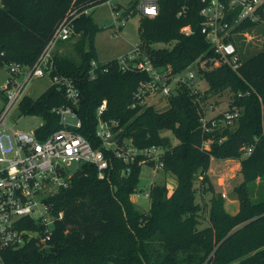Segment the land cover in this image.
I'll return each instance as SVG.
<instances>
[{
	"label": "trees",
	"instance_id": "trees-1",
	"mask_svg": "<svg viewBox=\"0 0 264 264\" xmlns=\"http://www.w3.org/2000/svg\"><path fill=\"white\" fill-rule=\"evenodd\" d=\"M102 1L0 0V69L15 61L32 65L72 10L82 11ZM201 6V0H159L155 17H141L139 46L156 67L170 66L173 73H180L194 62H205L197 73L207 82L204 90L198 85L199 99L182 84L169 95L163 110L154 105L130 106L138 84L149 77L144 71H122L112 59L100 63L95 78H89L99 27L91 13L75 18L73 35L79 39L74 50L80 61L69 51L54 53L57 71L74 77L81 91L77 108L83 123L80 132L95 147H101L96 135L97 110L106 99L103 118L118 121L119 136L131 139L139 148H166L164 170L176 184L169 194L166 181L154 182L150 207L144 211L132 199L142 164L136 162L124 173L128 165L106 150L112 158L109 177L99 178L94 164H82L70 185L50 198L56 215L51 238L45 244L32 239L9 249L5 254L9 263L264 264V196L251 197V187L264 177V49L248 57L239 52L242 62L238 69L224 64L211 67L218 55L202 32ZM131 7H125L126 18ZM185 26L192 31L184 32ZM256 28L264 32V27L245 20L234 31ZM159 42L172 43V47L153 46ZM224 92L228 95L227 110H238L240 115L231 124L221 123L205 131L201 121L205 110L208 114L210 105L214 108L220 103L217 98L210 99ZM67 102L64 91L51 85L37 98L25 96L19 109L22 114L43 118L36 132L44 139L60 127L52 108ZM225 110L210 118L220 119ZM206 142H210L209 148ZM249 147L252 151L247 154ZM213 157L241 161L243 180L234 188L241 201L237 213L227 211L224 197L210 180ZM208 192L212 196L207 202ZM25 223L29 228L37 227L31 218Z\"/></svg>",
	"mask_w": 264,
	"mask_h": 264
},
{
	"label": "built area",
	"instance_id": "built-area-1",
	"mask_svg": "<svg viewBox=\"0 0 264 264\" xmlns=\"http://www.w3.org/2000/svg\"><path fill=\"white\" fill-rule=\"evenodd\" d=\"M201 2L199 13L203 17L202 32L218 55L211 67L224 64L238 69L242 61L233 37L244 31L234 29L245 20L258 25L264 24V0ZM132 5L128 15L140 11L142 15L155 17L159 13V0H136ZM186 7H183L180 14L185 12ZM120 8L119 5H114V16L122 19V26L126 24V19L123 18L125 8H121V12ZM91 9L92 7L82 11L72 10L55 29L32 65L15 61L5 66L8 76L6 83L0 88L3 99L0 105V264H11L5 256L9 249L24 246L32 239L45 244L51 238L56 215L51 211L50 198L70 185L71 177L82 164H94L99 178L109 177L108 169L112 158L107 156L106 150L128 165L124 173H129L131 165L136 162L150 164L154 170L164 169L165 147L151 145L139 148L123 135L119 142L121 129H116L118 121L103 118L107 108L106 99L97 110L96 135L102 142L101 147H95L80 132L83 123L77 108L81 101V91L74 77L57 71L54 47L56 41L71 38L75 18L83 12L89 14ZM182 30L187 33L192 31L190 26H185ZM114 59L122 71H144L149 76L134 91L130 105L132 108L153 105L150 99L157 97L168 99L176 86L182 84L188 86L197 99L200 97L197 72L192 65L187 67L186 74L173 73L170 66L166 69L156 67L149 54L139 45ZM99 66L100 63L92 59L88 72L90 79L95 78ZM45 76L50 78L49 86L54 85L64 91L68 102L52 108V112L59 117L60 127L42 139L36 132L38 127L33 130L15 129L8 123V119L19 108L23 98L29 95L26 90L31 80ZM208 108L212 109L213 105ZM205 111L201 118L205 131H211L221 123L231 124L240 115L238 110L226 109L218 119L210 118L207 110ZM205 146L209 148L210 142H206ZM251 151L252 148L249 147L246 153ZM75 162L78 167L69 169ZM137 195L140 196L139 193ZM145 195L150 198V192ZM62 216L63 212H60L58 217ZM28 218L34 220L36 228L26 226Z\"/></svg>",
	"mask_w": 264,
	"mask_h": 264
},
{
	"label": "rangeland",
	"instance_id": "rangeland-1",
	"mask_svg": "<svg viewBox=\"0 0 264 264\" xmlns=\"http://www.w3.org/2000/svg\"><path fill=\"white\" fill-rule=\"evenodd\" d=\"M135 2L136 0H111L110 2L108 0H104L92 7L90 11L92 19L99 27V30L94 36V49L96 53L95 59L99 63L102 64L119 57L120 55L126 54L134 49L137 45L142 43L139 30L140 20L142 17V13L140 11H136L135 14L130 15L128 18L124 16L123 18L126 19V24L121 29L120 26L122 24V19L116 18L114 16V5H119L121 8H125ZM258 27H264V24L258 25ZM78 36L79 35H72L68 40L56 41L54 51H69L71 52V56H73L77 62L80 61L81 57L79 53L74 50V47L76 46V43L79 39ZM234 39L236 40L240 55L242 57L251 56L264 49V32L259 31L257 28L244 31L242 36L241 34H238ZM153 46L172 47V43L159 42L154 43ZM191 65L198 73V68L202 65V63L194 62ZM186 73L187 70H184L183 74ZM7 76L8 73L6 68L2 67L0 69V88L6 83ZM49 84V76L34 77L26 91L30 96L37 98L48 88ZM197 84L202 90L207 87V82L198 74ZM216 98L220 103L208 111L209 117L220 113L229 106L227 101L228 95L226 92L218 95L217 97H211L210 100L213 101ZM150 101H152L153 105L159 110H163L168 106V99L165 98L157 97L155 99H150ZM2 103L3 99L0 92V105H2ZM8 123L11 126H14L15 129L33 130L43 123V118L39 115L22 114L20 109L16 108L13 111L10 119H8ZM165 133L170 132L167 131ZM175 142H177V140H175ZM230 161L231 160H229V158L213 157L210 165V168H212V178L210 180L217 192L221 193L222 196L224 193L226 194V196H223L226 203V209L228 212L234 214L237 213L241 207V201L239 197L235 195L234 188L236 185L242 182L243 176L235 163H231L227 166V163H230ZM77 167L78 164L75 162L69 167V169L73 170ZM164 181L167 182L170 194L176 184L175 178L172 175L167 174L164 169L160 168L159 170H154L153 166L144 163L142 165L140 183L137 188V192L132 195L133 201L142 210L147 211L150 207V198L146 196L145 193L150 192L151 186L154 182L161 183ZM263 184L264 177H261L251 187V197L253 199H260L264 196V188H262ZM200 191L201 189L198 185V194H200ZM137 193H139L140 196H138ZM211 196V192L205 194V199L207 202ZM206 223L207 222L205 221L203 225H206Z\"/></svg>",
	"mask_w": 264,
	"mask_h": 264
},
{
	"label": "crops",
	"instance_id": "crops-1",
	"mask_svg": "<svg viewBox=\"0 0 264 264\" xmlns=\"http://www.w3.org/2000/svg\"><path fill=\"white\" fill-rule=\"evenodd\" d=\"M229 160H231V161H230V163H227V166L230 165L231 163H235V165L239 168V170L241 169V161H240V159H238V158H229ZM227 166H225V167H227ZM211 172H212V168H210L209 171H208V175H209L210 179L212 178Z\"/></svg>",
	"mask_w": 264,
	"mask_h": 264
},
{
	"label": "water",
	"instance_id": "water-1",
	"mask_svg": "<svg viewBox=\"0 0 264 264\" xmlns=\"http://www.w3.org/2000/svg\"><path fill=\"white\" fill-rule=\"evenodd\" d=\"M122 137H123V136H120V138H119V142L122 140Z\"/></svg>",
	"mask_w": 264,
	"mask_h": 264
}]
</instances>
